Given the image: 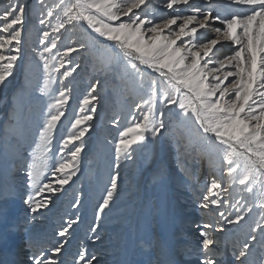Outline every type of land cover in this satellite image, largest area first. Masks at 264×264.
<instances>
[{"label":"snow or ice","instance_id":"obj_1","mask_svg":"<svg viewBox=\"0 0 264 264\" xmlns=\"http://www.w3.org/2000/svg\"><path fill=\"white\" fill-rule=\"evenodd\" d=\"M33 28L38 45L31 52L42 63L39 92L48 102L36 127L40 155L33 149L29 160L21 153L10 168L24 173L26 214L0 230V264H101L97 243L103 240V218L120 193L121 169L127 171L152 145L175 143L182 151L174 135L179 126L220 156L210 160L212 170L200 189L190 177L184 181L191 188L194 240L181 251L153 238L141 240L138 247L155 249V255L138 264H264V0H0V93L24 59L25 34ZM223 42L230 44L231 54H220ZM100 47L109 52L117 79L121 65L131 76L130 122L109 141L114 146L109 184L94 208L86 240L66 256L81 223L82 193L71 205L75 215L64 218L51 236L34 233L32 226L81 171L101 99L99 78L90 83L58 150L53 144L81 61ZM30 120L31 105L25 113L14 100L8 124L20 131ZM113 126L119 129V119ZM237 184L241 192L262 193L259 219L245 231L253 205L243 196V204L229 198ZM0 198L10 196L0 193ZM136 211L133 201L118 218L127 221ZM113 255L112 264H134L119 258V237Z\"/></svg>","mask_w":264,"mask_h":264},{"label":"rangeland","instance_id":"obj_2","mask_svg":"<svg viewBox=\"0 0 264 264\" xmlns=\"http://www.w3.org/2000/svg\"><path fill=\"white\" fill-rule=\"evenodd\" d=\"M49 3H55V0H49ZM37 35L35 28L25 34L24 59L18 62L19 67L15 76L10 78L8 87L0 93V179L3 178L15 191V195L10 196L7 200L0 198V230H4L9 222L22 220L26 214V206L23 203L26 185L21 183L24 173L10 171L11 165L18 163L21 154L17 155V153L21 152L29 160L31 159L29 153L33 149L37 150L38 156L40 155V149L35 142L38 135L36 127L41 121L42 112L48 101L46 97L41 96L38 87L43 83L42 63L36 60L31 52L32 47L38 45ZM65 35L67 36V34ZM67 43L69 40L65 39L63 44ZM62 50L63 47H61ZM232 50L228 42H223L220 54H231ZM72 55L73 59L81 60L77 54ZM110 60V54L106 48L100 47L90 52L81 61V67L77 70L75 79L72 81L71 99L66 106V116L62 118L60 131L57 132V140L53 144V149L58 150L59 138L67 134L71 127V122L74 121L79 110L80 101L87 94L90 83L99 78L101 80L99 91L101 99L96 119L91 122L93 130L86 137V149L82 153L81 171L78 177H74L75 183L65 186L66 191L55 200L49 211H45L42 217L37 218L36 224L32 226L34 233L51 236L53 229L58 228L64 218L75 215L76 210L72 209L71 205L82 193L80 196L81 207L79 208L81 223L74 229L73 236L66 248V256L75 252L77 246L86 240L88 226L94 222V208L109 184V160L114 152V146L109 141L118 138L119 131L128 126L130 122L128 112L132 103L129 95L131 76L121 65L117 69L120 73V78L117 79L116 71L111 70L115 66L111 64ZM14 100L18 110L23 109L25 113L28 106L31 105L30 123L20 131H14L8 124ZM117 119L120 121L119 129L113 126V121ZM7 127L11 129L7 131ZM174 135L180 140L182 151L176 150L175 143L152 145L138 155L137 163L129 165L127 171L121 169L120 193L116 198L113 211L103 218L101 228L103 240L97 243V248L101 250L99 253L101 264H112L114 245L118 237L119 258L134 262L132 259L133 248L135 242L138 241L137 238L140 239L142 235L140 219L145 210L149 214V223L152 229H154L153 221L157 222L159 218L165 217L169 229H173L172 238H170L173 250H184L185 246L194 240L190 223V220L195 218L194 210L190 204L191 188L186 189L184 181L190 177L191 182L197 186V189H200L205 184L208 173L212 170L210 160L215 162L219 159L220 154L208 143L199 141L184 126H179ZM18 149L21 150L18 151ZM221 175L224 177L223 182L227 184L229 178L225 173H221ZM207 182H210V178ZM230 192V199H241L243 196L253 205L252 213L243 224L242 231H245L249 225H253L259 219L258 205L262 193L259 189H254L251 193L241 192V186L238 184L230 189ZM133 201L139 211L131 213L127 221L119 219V210L126 208ZM243 202L244 200L241 199L242 204ZM157 207L161 209L159 214L149 211L150 208ZM176 211H178V215H175ZM159 236H154L153 239L162 243V238ZM149 250L150 255H155V249L149 248ZM178 258L188 259L183 256Z\"/></svg>","mask_w":264,"mask_h":264},{"label":"bare ground","instance_id":"obj_3","mask_svg":"<svg viewBox=\"0 0 264 264\" xmlns=\"http://www.w3.org/2000/svg\"><path fill=\"white\" fill-rule=\"evenodd\" d=\"M11 128L7 127L6 130L8 131ZM20 150L21 149H18V151H20ZM18 154H21V152H18L17 155ZM3 164H4V162H3ZM7 181H9V180H7ZM0 193H7L9 196L15 195L14 189L11 188V186L8 185V182H6L3 178L0 179ZM175 215H178V211L175 212ZM140 220L142 221L141 222L142 223V225H141V234L142 235H141L140 239H139V237L137 238L138 241L135 242V244H134L135 246L133 248V256H132V259H134V263L146 261L147 259H149V256H150L149 248L141 249L140 247H138V244L141 240H146L149 238H153L154 236L156 237V236L160 235L159 237L162 238L161 239L162 243L167 245L171 249L173 248L172 242H170V238H172L171 235L173 234V229L172 230L169 229L170 227H169V224H166L165 217L159 218V220L157 222L153 221L154 229L150 228L149 214H148V212L146 213V210L142 214V217ZM171 223H172V221H171ZM146 249H147V254H146ZM174 250H176V249H174ZM141 253H144L145 255L142 256ZM146 255H147V258H146Z\"/></svg>","mask_w":264,"mask_h":264}]
</instances>
